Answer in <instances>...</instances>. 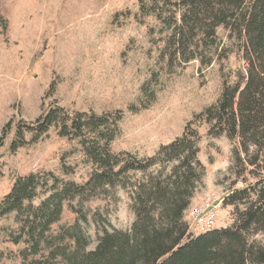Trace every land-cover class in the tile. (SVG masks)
<instances>
[{
	"label": "rangeland",
	"instance_id": "obj_1",
	"mask_svg": "<svg viewBox=\"0 0 264 264\" xmlns=\"http://www.w3.org/2000/svg\"><path fill=\"white\" fill-rule=\"evenodd\" d=\"M139 1L0 0V16L7 21L6 31L0 29V200L16 178L30 173L50 172L80 185L93 170L77 141L58 136L55 128L35 142L25 133L28 143L10 149L16 126L35 123L43 111L55 106L69 114L121 111L111 151L145 158L181 136L194 115L216 102L222 78L234 84L244 71L240 42L221 28L220 60L207 68L198 61L171 63L166 32L154 19H140ZM133 106L139 110L131 112ZM208 129L197 128L204 174L184 213L193 235L188 211L212 195L222 200L233 183L241 186L230 171L235 141L210 136ZM139 177L131 174V182ZM231 210L220 204L216 228L230 226ZM133 220L121 189L64 201L59 220L33 254L24 238L15 242L20 223L10 214L0 218V264H67L52 254L60 245L72 248V240L58 238L62 229L77 221L86 250H92L104 231L129 230ZM253 239L264 244V233Z\"/></svg>",
	"mask_w": 264,
	"mask_h": 264
},
{
	"label": "trees",
	"instance_id": "obj_2",
	"mask_svg": "<svg viewBox=\"0 0 264 264\" xmlns=\"http://www.w3.org/2000/svg\"><path fill=\"white\" fill-rule=\"evenodd\" d=\"M138 16L154 19L166 32L165 50L178 65L198 61L207 68L220 60L217 30L223 29L240 42L244 71L234 84L222 78L216 102L194 115L181 136L145 158L111 151L121 111L69 114L55 106L35 123L17 125L12 151L28 143L25 133L35 142L55 128L58 136L77 141L93 170L80 185L50 172L16 178L0 200V218L15 214L20 223L15 242L24 238L36 254L64 201L121 189L134 214L129 230L104 231L86 250L75 221L58 237L72 240V248L60 245L52 254L67 264H264V244L253 239L264 233V0H140ZM0 29H7L2 16ZM202 124L209 127L208 135L235 141L230 171L241 186L233 183L222 198L223 206L232 207L230 226L193 235L184 213L204 174L197 158ZM131 174L140 177L131 182ZM42 193L49 194L34 205Z\"/></svg>",
	"mask_w": 264,
	"mask_h": 264
},
{
	"label": "built area",
	"instance_id": "obj_3",
	"mask_svg": "<svg viewBox=\"0 0 264 264\" xmlns=\"http://www.w3.org/2000/svg\"><path fill=\"white\" fill-rule=\"evenodd\" d=\"M222 200L218 195H212L201 202L199 206L188 211V220L196 234L206 233L216 228V218Z\"/></svg>",
	"mask_w": 264,
	"mask_h": 264
}]
</instances>
